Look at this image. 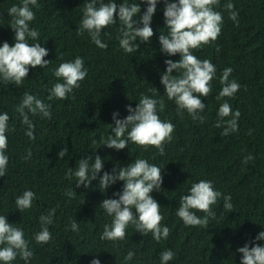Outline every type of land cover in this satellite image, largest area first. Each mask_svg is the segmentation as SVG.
<instances>
[{
	"label": "trees",
	"instance_id": "obj_1",
	"mask_svg": "<svg viewBox=\"0 0 264 264\" xmlns=\"http://www.w3.org/2000/svg\"><path fill=\"white\" fill-rule=\"evenodd\" d=\"M21 2L0 0V46L15 43L8 10ZM88 2L37 0L39 7L30 6L35 18L29 27L39 35L28 43L47 48L44 59L50 62L45 68L29 66L28 77L20 86L0 81V114L9 116L5 150L9 159L6 174L0 177V216L23 230L33 252L27 262L17 255L11 264H91L94 258L101 264H161V254L167 250L174 253L167 264H241L238 248L246 243L249 247L264 246V240L255 239L264 231V0H219L213 6L223 18L221 32L215 41L193 50L198 59L209 60L216 69L211 93L201 97L206 106L199 113L203 121L178 110L161 83L167 68L165 60L180 59L179 54L168 56L160 51L159 36L168 35L163 15L165 0H158L150 42L137 40L139 47L132 54L120 48L124 26L118 16L116 23L100 34L101 41L108 45L106 49L97 47L87 31L77 34ZM99 2L110 0H98L97 6ZM115 3L140 4L141 12L134 20H139L147 7L144 0ZM229 3L234 5L232 10L226 7ZM231 11L237 13L235 21L230 18ZM76 57L83 58L87 69L80 87L74 88L66 100H49L50 89L63 82L54 71ZM226 68L232 69L229 81L234 80L240 88L232 97L218 99ZM173 75L180 73L174 70ZM25 93L50 105V118L24 110L34 125L35 139L26 135L28 125L17 111ZM143 96L163 100L164 109L161 111L158 103L157 114L175 126L172 139L164 144L163 155L154 146L145 150L130 140L128 147L119 151L102 145L114 136L113 113L118 112L117 119H124L129 115L127 106L135 108ZM225 102L233 113L240 112L238 130L228 135H222L226 125L216 127L221 121L219 108ZM65 147L68 153L59 158L58 152ZM89 155L93 156L90 165L96 155L102 158L99 175L137 159L161 168V189L150 195L160 204L161 227L170 229L167 239L157 242L151 233L143 235L131 223L124 240L100 238L105 225L111 226L113 220L100 204L106 198L118 199L114 194L122 192L124 182L117 181L101 191L98 176L89 187H77L76 178L67 173L70 169L74 172L80 159ZM200 180L211 181L222 195L211 206L214 216L208 217L206 227L185 226L177 215L180 199ZM26 190L33 191L35 198L31 208L20 212L15 201ZM225 196L231 197V212L224 208ZM53 209V222L47 225L52 238L46 244L37 243L35 235L44 226L40 217ZM193 211L201 218L206 215ZM73 221L78 224L76 231L71 227ZM130 251L134 255L126 260Z\"/></svg>",
	"mask_w": 264,
	"mask_h": 264
},
{
	"label": "clouds",
	"instance_id": "obj_2",
	"mask_svg": "<svg viewBox=\"0 0 264 264\" xmlns=\"http://www.w3.org/2000/svg\"><path fill=\"white\" fill-rule=\"evenodd\" d=\"M147 7L139 20L133 17L141 12V6L138 3L117 4L115 0L109 3L90 0L86 3L83 10V18L77 34L87 31L97 47L106 49L108 45L100 39L102 29L116 23L118 20L124 26L122 36L119 39L120 48L125 53L132 54L136 52L141 42H150L154 35L150 26L152 17L157 10L158 0H144ZM219 0H174L167 2L165 0L164 18L165 25L168 28V35L159 36L161 53L174 56L180 55V59L173 61L165 60L166 71L161 75V83L165 87V92L169 100H174L178 110H186L194 120L203 121L199 115L205 109V104L201 97H207L211 91L210 82L212 81L216 69L209 60H200L194 54L193 50L199 49L202 45L215 41L220 32L223 18L220 12L214 11L213 6L217 5ZM30 6L39 7L37 0H22L20 5H13L8 10V15L12 17L10 24L15 32V43L10 45L4 42L0 46V81L5 84L9 82L16 86L22 85L24 79L28 77L29 66L36 68L47 67L49 60L44 59L48 55V49L42 47L40 43L29 44L28 40L38 39V32L29 27V22L35 18V13ZM227 9L232 10L234 5L227 4ZM230 18L236 20L237 13L231 11ZM142 25V26H141ZM179 72V76L173 75V71ZM231 68H226L221 77L223 85L218 99L221 97H232L240 88V85L229 81ZM57 78L62 79V83H55L50 89L49 100H66L68 94L73 92L74 88H79V81H83L87 75V69L84 67V60L76 57L74 61L64 62L54 71ZM160 110L164 109L163 100L143 96L135 108L127 106L129 115L124 119H117L118 112L113 113L114 127L112 131L114 136H109L102 145L117 151L128 147L129 140L143 149L147 150L149 146H154L161 155L164 153V144L172 139L174 125L171 122L162 121L157 114V104ZM50 105H46L34 95L25 93L23 100L17 111L23 117V123L28 125L26 135L30 139H35L34 125L29 120L25 109H28L33 115L40 113L42 117L50 118ZM221 121H218L216 127L224 130L222 135H228L230 132L238 130L239 110L233 113L230 105L223 103L218 111ZM231 116L232 119L224 121L223 118ZM9 116L7 113L0 114V177L5 176L8 164V156L5 155L8 142L6 131L8 130ZM127 132V138L125 133ZM68 153V149L62 148L58 152V157L63 158ZM94 163L89 161L93 156L82 158L79 161L78 168L73 172L71 169L67 175L76 178V186L85 188L91 185V182L99 176V188L105 191L109 186L117 181H123L124 186L118 199L106 198L100 206L113 217L111 226L105 225L104 232L100 237L102 240H124L126 237V228L131 223L135 225L137 231L143 235L151 233L153 238L159 242L162 238L167 239L170 229L167 226L161 227L163 216L160 213V204L150 195L153 190L160 191L163 183L161 168L156 165H150L145 159H137L134 163L126 167H114L111 172H103V160L99 155L94 157ZM248 159H252L248 157ZM72 195V193H69ZM221 193L214 189L211 181L200 180L194 183L188 194L181 196L180 205L177 210L178 217L185 226H207L208 217L214 216L212 205L216 204ZM35 193L26 190L21 196L16 198V207L20 212L31 208ZM230 196L224 197V208L232 211V204L229 202ZM135 209V213L133 212ZM203 212L206 215L201 218L193 211ZM54 209L47 216H41L42 230L35 235L37 243L46 244L51 240V234L47 225L52 224ZM72 230H78V224L73 221ZM256 240H264V231H261ZM0 245H6L0 248V261L4 264H11L19 255L26 262L33 256L29 250L28 241L24 238L22 229L13 227L5 216H0ZM242 253L241 264H264V246L255 244L249 247L246 243L243 247L237 249ZM134 253L129 252L125 257L131 260ZM174 253L171 250L164 251L161 254V264H167L172 260ZM91 264H101L99 259L94 258Z\"/></svg>",
	"mask_w": 264,
	"mask_h": 264
}]
</instances>
